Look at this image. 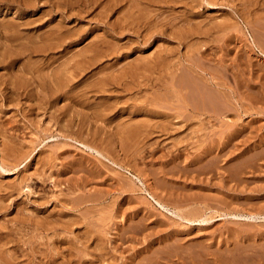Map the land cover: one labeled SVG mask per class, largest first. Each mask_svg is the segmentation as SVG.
I'll list each match as a JSON object with an SVG mask.
<instances>
[{
	"label": "rangeland",
	"instance_id": "rangeland-1",
	"mask_svg": "<svg viewBox=\"0 0 264 264\" xmlns=\"http://www.w3.org/2000/svg\"><path fill=\"white\" fill-rule=\"evenodd\" d=\"M65 1H57L59 10L56 0H0V264H213L210 261L219 256L238 259L231 264H251L261 253L264 257V0H174L171 9L150 8L158 13L157 20H171L162 35L147 30L144 39L113 33L110 23L118 15L116 8L110 14L108 5L100 7L102 1L112 5L111 0H87L88 6L86 0H72L71 5V0ZM66 3L75 8L68 10ZM82 7H89V13ZM60 29L64 36L59 38ZM51 31L53 42H45ZM99 38L109 41L111 48H102L108 52L94 45ZM35 40L56 45L45 56H27L17 45H40ZM94 50L99 58L90 65L83 62L82 69H87H75V60H88ZM159 56L166 60L156 62ZM144 60L148 62L143 66ZM126 66L135 70V78L142 73L145 79L126 75L124 81L119 76L117 84L129 81L124 90L117 84L116 89L103 87L109 89L104 92L90 89L88 83L107 72L117 76ZM30 72L32 78L51 74L48 79L66 85V91L48 97L50 91L44 96L38 87L30 89L32 95L22 89L15 95L11 80L22 78L21 73L29 77ZM196 84L201 93L206 88L211 95L204 103L198 99L200 111L190 104L197 100ZM78 94L81 103L73 97ZM216 99L227 106L219 108ZM152 105H160V111ZM137 121L147 122V127ZM67 122L71 130L60 129ZM120 124L136 127H129V134ZM152 124L155 131L141 135ZM137 127L141 134L135 133ZM22 216L40 224L17 222ZM97 239L100 243L93 244ZM73 244L87 254L73 258ZM192 255L198 259L192 260Z\"/></svg>",
	"mask_w": 264,
	"mask_h": 264
},
{
	"label": "bare ground",
	"instance_id": "bare-ground-1",
	"mask_svg": "<svg viewBox=\"0 0 264 264\" xmlns=\"http://www.w3.org/2000/svg\"><path fill=\"white\" fill-rule=\"evenodd\" d=\"M4 1V0H3ZM49 1V0H48ZM52 1V0H51ZM58 0H56V2H57ZM67 1V0H66ZM65 1V2H66ZM69 1V0H68ZM75 1V0H74ZM77 1V0H76ZM75 1V2H76ZM78 1H80V0H78ZM83 1V0H82ZM89 1V0H88ZM87 0H86V2L85 3H87L88 2ZM111 1H113V3H111L112 5H110L109 3L108 4H105L107 1H105V3H104V1H102L103 2V4H102V6H100V7H105L106 5H108L109 6V11H111V13L110 14H113L112 13V10L114 9V8H116V11H114V12H117L118 13V15H116L115 17H116V19L114 20V24H112V23H110V26L112 27V29L114 30V32L113 33H115V34H117L118 36L119 35H124V34H127V33H131V35L132 34H134V35H137L138 37L139 36H143V39H144V37L146 36V31L147 30H149L148 32V34H150V32H152L151 34L153 35V33H157V31L158 32H161V35L163 34V32H164V30L165 29H167V25L168 24H170V20L169 21H166V20H164V21H162V20H157V18H158V16L156 15V14H158V13H155L154 12V10L152 9V12H153V14L151 13V9L150 8H154V7H156V6H160V7H163V6H166V7H170V9H171V7L173 6V4L175 5V1L174 0H111ZM221 1H223V0H221ZM41 2V1H40ZM45 2H47V1H45ZM59 2H60V0H59ZM59 2H57V6H55L54 4V6L55 7H58V4H59ZM71 2H72V0H71ZM69 2L70 3V5L71 4H73L74 2ZM95 2V0L93 1V3ZM99 1H97L96 2V4L98 3ZM101 2V1H100ZM109 2V1H108ZM178 2V1H177ZM26 3V2H25ZM39 3V2H38ZM51 3V2H50ZM76 3H78V2H76ZM79 3H81V2H79ZM33 4V3H32ZM61 4H62V1H61ZM82 4V3H81ZM90 4L91 3H89V7H90ZM95 4V5H96ZM100 4V5H101ZM187 4V3H186ZM60 5V4H59ZM66 5L68 6V3H66ZM69 5V6H70ZM83 5V4H82ZM98 5V4H97ZM255 4H253V6H254ZM264 5V4H263ZM69 6H68V8H69ZM73 7H74V5H72ZM77 6V5H76ZM87 6H88V3H87ZM64 7V6H63ZM73 7H71L70 6V8H73ZM80 7H81V5H80ZM84 7V6H83ZM82 7V8H83ZM87 8L88 10H90V8ZM92 7V6H91ZM93 7H94V5H93ZM103 7V8H104ZM107 7V6H106ZM60 7H58V9H59ZM65 8H67L66 6H65ZM70 8L68 9V10H70ZM75 8V7H74ZM96 8V7H95ZM261 8H263V7H261ZM56 9V8H55ZM61 9V8H60ZM59 9V10H60ZM83 9H85V8H83ZM87 9H85V10H87ZM92 9V8H91ZM258 9V8H257ZM57 10V9H56ZM55 10V11H56ZM67 9H66V11H68ZM77 10H79V9H77ZM76 10V11H77ZM80 10H82L81 8H80ZM87 10V11H88ZM108 9L106 8L104 11L106 12ZM58 11V10H57ZM71 11V10H70ZM72 11H73V9H72ZM74 11H75V9H74ZM87 11H85L86 13H87ZM109 11H107V14H109L108 12ZM83 12V11H82ZM95 12V11H94ZM105 12H102V14L103 13H105ZM61 13V12H60ZM66 13V12H65ZM79 13V12H78ZM80 13H81V11H80ZM88 13H89V11H88ZM96 13V12H95ZM62 14V13H61ZM70 14L72 15V12H70ZM74 14V13H73ZM67 15L69 16V13L67 12ZM78 15V14H77ZM154 15V16H153ZM63 16H64V14H63ZM76 16V15H75ZM88 16V15H87ZM95 16L96 17H94V15H93V17L94 18H97V14H95ZM104 16V15H103ZM105 16H107V15H105ZM156 16H157V18H156ZM70 17V16H69ZM99 17V16H98ZM89 18V17H88ZM104 18V17H103ZM63 19V18H62ZM67 19V18H66ZM98 19V18H97ZM94 20V19H93ZM100 20H102V19H100ZM99 20V21H100ZM104 20V19H103ZM110 20V19H109ZM62 21V20H61ZM95 21V20H94ZM111 21V20H110ZM173 21V20H172ZM27 22V21H26ZM103 22V21H102ZM105 22V21H104ZM60 23V22H59ZM106 23V22H105ZM261 23V22H260ZM16 24V23H15ZM109 24V23H108ZM149 25H150V27H149ZM172 25V24H171ZM11 26V25H10ZM53 26V25H52ZM175 26V25H174ZM9 27V26H8ZM65 27V26H64ZM48 28V27H47ZM57 28H61L60 26L59 27H57ZM97 28V27H96ZM178 28V27H177ZM203 28V27H202ZM15 29V28H14ZM54 29V28H53ZM64 29H62V31H63ZM177 30V29H176ZM16 31V30H15ZM18 31V30H17ZM60 31V35H59V38L63 35H61V29L60 30H58V31H56V32H59ZM74 31V30H73ZM52 32V31H51ZM145 32V33H144ZM263 32V31H262ZM7 33V32H6ZM12 33V32H11ZM46 33V32H45ZM54 33V31L52 32V33H50V34H47L45 37V39H44V41L45 42H50V41H46V39H49V40H52V39H50V38H52V34ZM67 33V32H66ZM82 33V32H81ZM185 33V32H184ZM217 33V32H216ZM143 34H145V35H143ZM177 34V33H176ZM202 34V33H201ZM39 35V34H38ZM42 35V34H41ZM74 35H75V33H74ZM257 35V34H256ZM263 35H264V33H263ZM4 36V35H3ZM44 36V35H43ZM54 36V35H53ZM55 36H56V34H55ZM54 36V37H55ZM57 36H58V34H57ZM56 36V37H57ZM64 36V35H63ZM68 36V35H67ZM110 36V35H109ZM111 36H112V34H111ZM128 36V35H127ZM169 36V35H168ZM172 36V35H171ZM261 36V35H260ZM32 37V36H31ZM114 37V36H113ZM112 37V38H113ZM125 37V36H124ZM148 37H150V36H148ZM176 37V36H175ZM202 37V36H201ZM15 38V37H14ZM23 38H25V37H23ZM58 38V39H59ZM77 38V37H76ZM104 38V37H103ZM111 38V39H112ZM216 38V37H215ZM63 39V38H62ZM67 39V38H66ZM100 39V38H99ZM98 39V40H99ZM176 39V38H175ZM257 39V38H256ZM18 40V39H17ZM24 40V39H23ZM33 40V39H32ZM31 40V41H32ZM97 40V39H96ZM97 40V42H96V44H94L95 46H96V48H97V46H98V48L101 50L102 48H104V46L103 45H105V47H107L106 46V44L108 45V40L107 41H105V40H103V39H100L99 41ZM179 40V39H178ZM195 40V39H194ZM36 41V40H35ZM41 41V40H40ZM60 41V40H59ZM66 41V40H65ZM139 41V40H138ZM143 41V40H142ZM146 41V40H145ZM200 41V40H199ZM198 41V42H199ZM258 41H260L259 39H258ZM14 42V41H13ZM29 42V41H28ZM27 42V44H29ZM37 43H38V41H36ZM45 42H43V44H40V43H38V44H40V45H37V46H30V47H28L27 46V44L26 45H24V44H22V43H17V45H19L20 46V48L19 49H23V51H24V53H26L27 54V56L29 55H32L33 53L34 54H40V55H43V56H45V55H48V52H50V50H52V49H54V47H55V45L56 44H52V42H53V40H52V42H51V44H46ZM61 42V41H60ZM112 42V41H111ZM110 42V43H111ZM137 42V41H136ZM207 42V41H206ZM261 42V41H260ZM259 43V42H258ZM264 43V42H263ZM1 44V43H0ZM14 44V43H13ZM32 44V43H31ZM36 44V43H35ZM112 44V43H111ZM204 44V43H203ZM202 44V45H203ZM227 44V43H226ZM16 45V46H17ZM52 45H54V46H52ZM59 45V44H58ZM63 45V44H62ZM61 45V46H62ZM116 45H117V43H116ZM116 45H114V48H115V46ZM122 45V44H121ZM1 46V45H0ZM92 46V45H91ZM94 46V47H95ZM120 46V45H119ZM199 46H200V44H199ZM4 47V46H3ZM8 47V46H7ZM11 47V46H10ZM15 47V46H14ZM59 47H60V45H59ZM108 47H109V45H108ZM12 48V47H11ZM93 48V47H92ZM109 48H111V47H109ZM123 47H121L120 49H118V50H120V51H122L123 49H122ZM202 48V47H201ZM7 49V48H6ZM13 49V48H12ZM19 49H17V50H19ZM21 49V50H22ZM91 49V48H90ZM95 49V48H94ZM125 49V48H124ZM259 50H261V51H263V46H260V43H259V48H258ZM3 50H4V48H3ZM14 50V49H13ZM96 50V49H95ZM94 50V53L93 54H95V55H93V54H91V58H89L88 60L87 59H84V57H83V60H86V61H79V62H77V60H75V62L76 63H78V65L76 64V63H72L73 65H74V67H75V69H82V67L83 66H85V65H82L83 64V62H87V63H89V62H91V63H89V65L90 64H93L92 62H94V61H96L95 59H97V58H99V56H98V50H97V53H96V51ZM100 50H99V55H100ZM107 50V49H106ZM103 51V49L101 50V52H108V50L107 51ZM116 50V49H115ZM8 51H10V50H8ZM23 51H20L19 53H23ZM91 51V50H90ZM163 51V50H162ZM169 51H171V50H169ZM11 52H12V50H11ZM16 52V51H15ZM14 52V53H15ZM85 52V51H84ZM89 52V51H88ZM116 52H117V50H116ZM124 52V51H123ZM126 52V51H125ZM203 52V51H202ZM264 52V51H263ZM0 53H3V52H0ZM165 53V52H164ZM168 53V52H167ZM170 53V52H169ZM5 54V53H4ZM16 54H17V52H16ZM79 54V53H78ZM103 54V53H102ZM101 54V56H103ZM107 54V53H106ZM117 54H120V53H117ZM123 54H125V53H123ZM154 54V53H153ZM3 55V54H2ZM1 55V56H2ZM10 55V54H9ZM22 55V54H21ZM83 54H81V56H82ZM108 55H110V54H108ZM115 55V54H114ZM128 55V54H127ZM173 55V54H172ZM8 56V55H7ZM11 56V55H10ZM80 56V57H81ZM85 56V55H84ZM87 56V55H86ZM90 55L88 54V56H87V58L89 57ZM105 56V55H104ZM126 56V55H125ZM151 56V55H150ZM165 56V55H164ZM164 56H161V58H160V56L159 57H157V61L156 62H158L159 60H161V59H164L165 57ZM210 56V55H209ZM53 57V56H52ZM152 57V56H151ZM30 58V57H29ZM41 58H43V57H41ZM120 58H122V57H120ZM125 58V57H124ZM17 59V58H16ZM74 59H77V58H74ZM79 59V58H78ZM102 59V58H101ZM143 59V58H142ZM145 59V58H144ZM149 59V58H148ZM152 59V58H151ZM159 59V60H158ZM185 59H187V58H185ZM41 60V59H40ZM48 60V59H47ZM90 60V61H89ZM164 60H166V59H164ZM2 61V60H1ZM4 61H6V60H4ZM73 61V60H72ZM152 61V60H151ZM49 62V61H48ZM53 62V61H52ZM65 62V61H64ZM99 62H100V60H99ZM147 62H148V60H147ZM145 60H144V62L142 61L141 62V64H145V63H147ZM155 62V63H156ZM164 62V61H163ZM195 62V61H194ZM202 62V61H201ZM71 63H70V65H71ZM86 63V64H87ZM160 63V62H159ZM158 63V64H159ZM197 63V62H196ZM212 63V62H211ZM34 64H35V62H34ZM46 64V63H45ZM49 64V63H48ZM75 64L77 65V66H75ZM144 64H143V66H144ZM157 64V63H156ZM195 64V63H194ZM198 64V63H197ZM200 65H202L201 63H199ZM205 64V63H204ZM69 65V67H71ZM99 65V64H98ZM110 65V64H109ZM117 65V64H116ZM147 65V68H148V65H150L149 63L148 64H146ZM178 65V64H177ZM196 65V64H195ZM27 66V65H26ZM25 66V67H26ZM103 66V65H102ZM101 66V67H102ZM131 66H134V65H130L129 67H131ZM140 66V65H139ZM142 66V65H141ZM151 66H152V64H151ZM31 67H33V66H31ZM37 67V66H36ZM63 67V66H62ZM67 67V66H66ZM65 67V68H66ZM90 67V66H89ZM135 67H137V65L135 66ZM167 67H168V65H167ZM214 67V66H213ZM219 67V66H218ZM6 68V67H5ZM11 68V67H10ZM27 68V67H26ZM45 68V67H44ZM72 68V67H71ZM70 68V69H71ZM110 68H112V67H110ZM108 69V70H111L112 71V69ZM127 66L124 68V70L122 71V72H120V73H118L117 74V76H116V74L115 75H113V73L112 74H110L109 72H107V74H104L105 76H103L102 78H97V79H95V80H93L94 82H90V83H88L89 85H90V89H95L96 91H100V90H103V92L104 91H108L109 89H106V90H104L105 88H103V87H115V84H117L116 82H118V81H120V80H124L125 81V76L127 75V76H131V80H133L135 77L134 76H136V73L134 72L135 70H133L132 68L130 69V71H128L127 69ZM146 68V69H147ZM150 68V67H149ZM153 68V67H152ZM212 68V67H211ZM29 69V68H28ZM64 69V68H63ZM73 69V68H72ZM84 69H87V68H84ZM84 69H82V70H84ZM100 69V68H99ZM126 69V70H125ZM140 69V68H139ZM144 69V68H143ZM143 69L141 70L142 72H143ZM151 69V68H150ZM160 69V68H159ZM177 69V68H176ZM181 69V68H180ZM221 69H223V68H221ZM34 70H35V68H34ZM33 70V71H34ZM66 70V69H65ZM98 69H96L95 71H97ZM120 70V69H119ZM133 70V71H132ZM212 70V69H211ZM25 71H26V69H25ZM30 71V70H29ZM29 71H28V74H29ZM60 71V70H59ZM69 71V70H68ZM113 71H115V70H113ZM147 71V70H146ZM150 71V70H149ZM157 71V70H156ZM213 71V70H212ZM211 71V72H212ZM223 71V70H222ZM40 72H41V70H40ZM83 72V71H82ZM86 72V71H85ZM119 72V71H118ZM158 72V71H157ZM189 72V71H188ZM262 72V71H261ZM56 73V72H55ZM54 73V74H55ZM73 73V72H72ZM109 73V74H108ZM139 73V72H138ZM145 73V72H144ZM179 73V72H178ZM22 74V78H18L17 76L13 79V80H11V82L13 83L12 84V89H13V93H15V95H16V93H20V89H22L23 91H25L27 94H30V95H32L33 93L31 92V90L30 89H33L32 91H34V90H36L37 91V88L39 87V89H40V94H42V95H44V96H47L48 95V91H50V94L48 95V97L49 96H55V97H61V95H58L57 93H64L65 91H64V88L66 87V85H62V84H60V83H57V84H55V81L54 80H49L50 79V77L52 76L51 74H46V75H44V73L42 74V73H39V74H37L36 76H35V74L33 75V77L34 78H32V72H30V76L29 77H26L28 74H26V73H21ZM57 74H60V73H58L57 72ZM76 74V73H75ZM141 74V75H140ZM224 74H225V72H224ZM70 75V74H69ZM139 75V77L140 76H142V78H144V75L142 74V73H139L138 74ZM137 75V76H138ZM193 75V74H192ZM11 76V75H10ZM56 76V75H55ZM64 76V75H63ZM119 76H120V78H119ZM151 76V75H150ZM149 76V77H150ZM81 77V76H80ZM139 77H137V78H135V79H138ZM152 77V76H151ZM160 77V76H159ZM181 77V76H180ZM222 77V76H221ZM9 78V77H8ZM11 78V77H10ZM9 78V79H10ZM32 78V79H31ZM49 78V79H48ZM59 78H60V76H59ZM78 78V77H77ZM76 78V79H77ZM90 78V77H89ZM118 78L120 79V80H118ZM154 78V77H153ZM185 78V77H184ZM27 81H26V80ZM54 79V78H53ZM141 79V78H140ZM145 79V78H144ZM157 79L158 78H156V81H157ZM240 79V78H239ZM74 80V79H73ZM117 80V81H116ZM126 80H127V78H126ZM128 80H129V78H128ZM175 80V79H174ZM173 80V81H174ZM24 81H26V83L24 82ZM138 81L139 80H136V82L138 83ZM153 81V79L151 80V81H149V82H152ZM190 82H191V80H189ZM194 81V80H193ZM129 82V81H128ZM128 82L126 81L125 82V84L127 83L128 84ZM136 82H135V85H136ZM140 82V81H139ZM157 82H159V81H157ZM164 82V81H163ZM233 82V81H232ZM242 82V81H241ZM262 82H263V80H262ZM37 84V86L36 85H34V84ZM131 83H132V81H131ZM161 83V82H160ZM160 83H158V84H155L154 83V85H153V83H152V86L153 87H157L158 85H159V87H161L160 86ZM180 83H182V82H180ZM123 85L122 83H118L117 85H122L121 86V89H123L124 88V86H125V88H127V84L126 85ZM176 84V83H175ZM185 84V83H184ZM205 84V83H204ZM264 84V83H263ZM87 85V84H86ZM88 85V86H89ZM97 85H99V86H97ZM129 85H130V83H129ZM132 85V84H131ZM134 85V84H133ZM144 85L145 84H143V87H144ZM149 85V84H148ZM151 85V84H150ZM162 85V84H161ZM191 85H192V83H191ZM201 85H202V83H201ZM140 86V85H139ZM142 86V85H141ZM146 86V85H145ZM178 86H180L179 84H178ZM185 86V85H184ZM204 86V85H203ZM207 86V85H206ZM206 86H204V88L206 87ZM68 87V86H67ZM99 87V88H98ZM130 87V86H129ZM128 87V88H129ZM147 87V86H146ZM153 87H151L152 89H153ZM158 87V88H159ZM166 88H169L168 89V91L170 90V91H172V90H176V89H171L172 88V85H171V88H170V86L169 87H167V86H165ZM181 87H182V85H181ZM194 87H196V89L198 90V92H196L195 93V97H196V101L194 100V102L193 101H191V103L189 102L190 100H188V98L190 99V98H195V97H193V96H189L188 98H187V100H188V102L191 104V106L193 105L194 107H192V108H194V109H196V107L198 108L199 107V111H200V107H202V104L200 105V104H197L198 103V99L199 98H202L203 99V103H204V100H205V102L206 101H208V99H209V101L211 100L210 98H209V96H211V95H209V94H206L204 91H205V89H204V91H202L203 93H201L200 92V86L199 85H197L196 84V86L194 85ZM193 87V88H194ZM202 87V86H201ZM208 87V86H207ZM10 88V87H9ZM118 88V87H117ZM136 87L134 86V89H135ZM140 88V87H139ZM145 88V87H144ZM161 88H163V86L161 87ZM173 88H174V86H173ZM178 88V87H177ZM8 89V88H7ZM88 89V88H87ZM114 89V88H113ZM112 89V90H113ZM115 89H116V87H115ZM119 89V88H118ZM120 89V90H121ZM133 89V88H132ZM148 89V88H147ZM157 89V88H156ZM187 89H189V88H187ZM186 89V90H187ZM195 89V88H194ZM203 89V88H202ZM86 90V89H85ZM111 90V91H112ZM124 90V89H123ZM141 90V89H140ZM164 90V89H163ZM180 90V89H179ZM22 91V92H23ZM126 91V90H125ZM128 91V90H127ZM162 91V90H161ZM212 91V90H211ZM114 92H117V90H115ZM141 92H142V90H141ZM145 92V91H144ZM159 92V91H158ZM174 92V91H173ZM172 92V93H173ZM177 92V91H176ZM184 92V91H183ZM187 92L189 93L190 91H188L187 90ZM192 92H194V91H192ZM206 92H210L209 90L208 91H206ZM215 92H217L216 90H215ZM12 93V92H11ZM24 93V92H23ZM35 93V92H34ZM39 93V92H38ZM67 93V92H66ZM107 93V92H106ZM119 93V92H118ZM178 93V92H177ZM186 93V92H185ZM212 93V92H211ZM36 94V93H35ZM34 94V95H35ZM135 94V93H134ZM145 94V93H144ZM180 94V93H179ZM183 94V93H182ZM187 94V93H186ZM14 95V94H13ZM12 95V96H13ZM14 95V96H15ZM26 95V94H25ZM63 95V94H62ZM66 95V94H65ZM131 95V94H130ZM140 95V94H139ZM176 95V94H175ZM185 95V94H184ZM209 95V96H208ZM214 95V94H213ZM257 95V94H256ZM259 95V94H258ZM39 96V95H38ZM43 96V97H44ZM186 96V95H185ZM220 95H218V97H219ZM224 96V95H223ZM11 97V96H10ZM30 97V96H29ZM54 97V98H55ZM74 98H76V103H81V101H80V99H78L79 97H80V95L78 94V95H76V96H73ZM121 97V96H120ZM119 97V98H120ZM136 97V96H135ZM183 97V96H182ZM213 97H215V96H213ZM264 97V96H263ZM262 97V98H263ZM33 98V97H32ZM42 98V97H41ZM51 98V97H50ZM141 98H143V97H141ZM184 98H186V97H184ZM212 98V97H211ZM222 98H224V97H222ZM53 99V98H52ZM157 99V98H156ZM159 99V98H158ZM218 99H221V98H218ZM226 99V98H225ZM258 99V98H257ZM49 100V99H48ZM54 100V99H53ZM132 100V99H131ZM139 100V99H138ZM154 100V99H153ZM172 100V99H171ZM192 100V99H191ZM200 100V99H199ZM213 100V99H212ZM50 101H51V99H50ZM116 101V100H115ZM133 101H135V100H133ZM142 101V100H141ZM145 101V100H144ZM152 101V100H151ZM159 101V100H158ZM202 100H200L199 102H201ZM214 101H216L217 102V104L218 103H220V105H221V102H223L222 100H220L221 102H219V101H217V99L216 100H214ZM260 101V100H259ZM263 101V100H262ZM261 101V102H262ZM132 102V101H131ZM153 102H155V100L153 101ZM184 102H185V100H184ZM47 103V102H46ZM84 103V102H83ZM122 103V102H121ZM134 103V102H133ZM186 103V102H185ZM193 103V104H192ZM211 103V102H210ZM213 103V102H212ZM116 104V103H115ZM146 104V103H145ZM187 104V103H186ZM207 104H208V108H207V110L208 109H211V107H210V105H209V103L207 102ZM206 104V105H207ZM52 105V104H51ZM87 105V104H86ZM117 105V104H116ZM115 105V106H116ZM147 105V104H146ZM146 105H145V107H146ZM173 105V104H172ZM204 105V104H203ZM205 105V106H206ZM223 105V104H222ZM222 105L221 106H219V104H218V106H219V108L220 107H222ZM225 105V104H224ZM223 105V106H224ZM118 106V105H117ZM117 106H116V108H117ZM122 106V105H121ZM140 106V105H139ZM153 106V105H152ZM155 106V105H154ZM153 106V107H154ZM159 107H160V105H158ZM158 106H155V108L154 109H158L159 110V108H158ZM185 106V105H184ZM225 106H227V104L225 105ZM130 107V106H129ZM143 107V106H142ZM152 107V108H153ZM157 107V108H156ZM186 107V106H185ZM189 107V106H188ZM210 107V108H209ZM120 108V107H119ZM123 108V107H122ZM135 108V107H134ZM133 108V109H134ZM164 108H165V106H164ZM204 108V107H203ZM226 108V107H225ZM231 108V107H230ZM62 109V108H61ZM105 109V108H104ZM118 109V108H117ZM132 109V110H133ZM136 109V108H135ZM147 109V108H146ZM149 109V108H148ZM166 109V108H165ZM170 109V108H169ZM202 109V108H201ZM205 109V108H204ZM106 110V109H105ZM151 110H153V109H151ZM171 110V109H170ZM206 110V109H205ZM206 110V111H207ZM213 110V109H212ZM215 110V109H214ZM213 110V111H214ZM220 110V109H219ZM218 110V111H219ZM222 110H223V108H222ZM226 110V109H225ZM228 110H230V109H227V111ZM31 111V110H30ZM160 111V110H159ZM209 112H210V110H208ZM96 112V111H95ZM161 112H164V111H161ZM212 112V111H211ZM94 113V112H93ZM102 113H104L103 112V108H102ZM92 114V113H91ZM101 114V113H100ZM99 114V115H100ZM160 114V113H159ZM227 114V113H226ZM36 115V114H35ZM107 115V114H106ZM217 115V114H216ZM97 116V115H96ZM101 116V115H100ZM90 117V116H89ZM101 117H105V116H101ZM178 117V116H177ZM183 118V117H182ZM61 119V118H60ZM92 119H94V117H92ZM104 119V118H103ZM106 119V118H105ZM182 120V119H181ZM73 121V120H72ZM91 121V120H90ZM124 121V120H123ZM125 122V121H124ZM140 122V121H139ZM138 121H137V123H139ZM144 122V121H143ZM208 122V121H207ZM130 123V122H129ZM137 123L136 124H134V125H137ZM140 123H142V122H140ZM145 123H147V122H145ZM145 123H142L141 124V127L143 126V124L145 125ZM149 123V122H148ZM155 123V122H154ZM158 123V122H157ZM71 124V123H70ZM68 122L65 124V125H60V129H63V130H71V128L73 127V125H72V127H70L71 125H70ZM123 124H125V123H123ZM165 124H167V123H165ZM70 125V126H69ZM83 125H84V123H83ZM121 125V124H120ZM120 125H119V127H120ZM127 125H130V124H127ZM134 125H131V126H128V129H127V127H126V129L125 128H123V126H122V128L123 129H125L126 131H127V133H129L130 134V132L128 131L129 130V127H131L132 128V130H133V126ZM148 125H150V124H148ZM86 126H88V125H86ZM90 126V125H89ZM134 127H136V126H134ZM143 127H147V126H143ZM142 127V128H143ZM149 127V126H148ZM5 128V127H4ZM78 128V127H77ZM82 128V127H81ZM118 128V127H117ZM122 128H121V130H122ZM157 128H159L158 126H157ZM165 128H167L166 127V125H165ZM85 129V128H84ZM138 129V130H137ZM140 127H137L136 128V130H135V133H140L141 134V132H140ZM154 129H156V124L155 125H151L150 127H149V130L147 129H144V131H143V133L141 134V135H145V136H148L149 134H151L150 133V131L152 130H154ZM162 129V128H161ZM82 130V129H81ZM142 130V129H141ZM6 131V130H5ZM116 131V130H115ZM118 131H119V129H118ZM131 131V130H130ZM151 131V132H152ZM155 131V130H154ZM161 131V130H160ZM124 133H125V131H123ZM132 132V131H131ZM163 132H165V130L163 131ZM162 132V133H163ZM91 133V132H90ZM97 133V132H96ZM105 133V132H104ZM134 132H132V134H133ZM158 133V132H157ZM65 134V133H64ZM116 134H117V132H116ZM132 134H131V136H132ZM154 134V133H153ZM165 134V133H164ZM115 135V134H114ZM120 135V134H119ZM133 135H136V134H133ZM128 136V135H127ZM142 136V137H143ZM144 136V137H145ZM88 137V136H87ZM129 137V136H128ZM127 137V138H128ZM137 137V136H136ZM140 135H139V138L138 139H140ZM143 137V138H144ZM129 138H131V137H129ZM128 138V139H129ZM133 138H135V137H133ZM193 138H194V136H193ZM132 139V138H131ZM145 139V138H144ZM175 139V138H174ZM179 139V138H178ZM177 139V140H178ZM116 140V139H115ZM119 140V139H118ZM120 140H121V138H120ZM84 141V140H83ZM134 141V140H133ZM141 141V140H140ZM139 141V142H140ZM117 142V141H116ZM123 142V141H122ZM205 142V141H204ZM104 143V142H103ZM111 143V142H110ZM129 144V143H128ZM133 144V143H132ZM146 144V143H145ZM153 144H154V142H153ZM83 145V144H82ZM7 146V145H6ZM21 146V145H20ZM85 146V145H84ZM109 146V145H108ZM111 146V145H110ZM154 146V145H153ZM86 147V146H85ZM88 148H90V149H92V151H94V152H96L97 154H99V155H102L101 154V152H99L97 149H95V148H93V147H91V146H87ZM159 147V146H158ZM155 148V147H154ZM11 149V148H10ZM108 150V149H107ZM129 150V149H128ZM156 150H157V145H156ZM262 150V149H261ZM138 151V150H137ZM136 151V152H137ZM21 152V151H20ZM262 152V151H261ZM123 153V152H122ZM152 153V152H151ZM9 154V153H8ZM11 154V153H10ZM136 154V153H135ZM223 154V153H222ZM260 154V153H259ZM221 155V154H220ZM134 156V155H133ZM109 157V156H108ZM211 164V163H210ZM248 164V163H247ZM214 165V164H213ZM216 165V164H215ZM208 166H210V165H208ZM208 166H207V168H208ZM252 166V165H251ZM202 167H204V165L202 166ZM217 167V166H216ZM201 168V167H200ZM220 168H221V166H220ZM223 168V167H222ZM225 168V167H224ZM231 169V168H230ZM5 170V169H4ZM196 170H198V169H196ZM195 170V171H196ZM220 170V169H219ZM227 170V169H226ZM245 170V169H244ZM258 170V169H257ZM6 171V170H5ZM186 171V170H185ZM218 171V170H217ZM8 172H10V171H8ZM198 172V171H197ZM169 173V172H168ZM171 173V172H170ZM200 173V172H199ZM198 173V174H199ZM224 173V172H223ZM237 173V172H236ZM152 174V173H151ZM227 174V173H226ZM230 174V173H229ZM232 175V174H231ZM235 175H237V174H235ZM239 175V174H238ZM237 175V176H238ZM97 176V175H96ZM92 177V176H91ZM223 177V176H222ZM229 177V176H228ZM156 179V178H155ZM163 179V178H162ZM227 179V178H226ZM242 179V178H241ZM53 180V179H52ZM112 180H114V179H112ZM111 180V181H112ZM118 180V179H117ZM161 181V180H160ZM249 181V180H248ZM253 181V180H252ZM121 182H122V180H121ZM124 182V181H123ZM207 183V182H206ZM228 183V182H227ZM118 185V184H117ZM118 188V187H117ZM159 188V187H158ZM161 188V187H160ZM128 193V192H127ZM157 193V192H156ZM181 194V193H180ZM186 194H188V193H186ZM169 195V194H168ZM77 196V195H76ZM2 197V196H1ZM173 197V196H172ZM177 197V196H176ZM77 199V198H76ZM87 199H89V198H87ZM86 199V200H87ZM78 200V199H77ZM82 200V199H81ZM85 200V199H84ZM197 200V199H196ZM89 201V200H88ZM76 202V201H75ZM85 202V201H84ZM156 202L158 203V204H161L159 201H157L156 200ZM78 203H80V202H78ZM76 204V203H75ZM250 204V203H249ZM187 205H188V203H187ZM77 207V206H76ZM164 207V206H163ZM257 211V210H256ZM250 212V211H249ZM57 214V213H56ZM192 214V213H191ZM29 215H31V214H29ZM251 215V214H250ZM257 215V214H256ZM23 217H25V216H22V217H20V219L19 218H16V221L17 222H21V223H27V224H29V226L30 225H32L33 223H35L36 222V220L34 219V221H33V219H31L30 217H27V218H24V219H22ZM36 217V216H35ZM40 218V217H39ZM41 220V219H40ZM41 221H44V219H42ZM40 221V222H41ZM48 221V220H47ZM74 221V220H73ZM191 221V220H190ZM202 221V220H201ZM39 222V221H38ZM38 222H36L37 223V225H39L40 223H38ZM45 222V224L46 223H48V222H46V221H44ZM52 222H55V221H51L50 223H51V225L53 224L54 225V223H52ZM69 222H71V220L69 221ZM189 222V221H188ZM197 222V221H196ZM50 223H49V225H50ZM75 223V222H74ZM4 224V223H3ZM44 223L42 224V222H41V227L42 226H45L46 227V225H45ZM57 224V223H56ZM55 224V225H56ZM49 225H48V227H49ZM62 225V224H61ZM60 225V226H61ZM70 225H71V223H70ZM70 225H68V226H66V228L68 229V230H70L71 228H70ZM12 226V225H11ZM28 226V227H29ZM35 226V225H34ZM78 226V225H77ZM7 227V226H6ZM39 227V226H38ZM44 227V228H45ZM59 227V225L57 226V228ZM65 227V226H64ZM153 227V226H152ZM2 228V227H1ZM50 228H52V227H50ZM54 228V227H53ZM61 228H63V225H62V227H60V229ZM65 228V229H66ZM13 229V228H12ZM41 229V228H40ZM73 229V228H72ZM71 229V230H72ZM136 229V228H135ZM37 230H39V229H37ZM46 230H49V229H47L46 228ZM46 230H45V232H46ZM51 230V229H50ZM57 230V229H56ZM33 232V231H32ZM72 232V231H71ZM249 232V231H248ZM125 233V232H124ZM78 234V233H77ZM52 235V234H51ZM61 235V234H60ZM79 235V234H78ZM88 235V234H87ZM92 236V235H91ZM3 237V236H2ZM8 237V236H7ZM29 237V236H28ZM94 236H92V238H93ZM189 237V236H188ZM40 238V237H39ZM76 238V237H75ZM79 239L81 238V237H78ZM88 238V241L90 242V238L89 237H87ZM97 238L99 239V236H97ZM120 238V237H119ZM128 238V237H127ZM98 239H97V241L95 240V242H92L93 244H95V245H97L98 243H100V240H101V238H100V240L98 241ZM185 239V238H184ZM10 240V239H9ZM8 240V241H9ZM92 240V239H91ZM93 240H94V238H93ZM102 240H104V239H102ZM76 241V240H75ZM86 241V240H85ZM107 241V240H106ZM179 241V240H178ZM263 241V240H262ZM261 241V242H262ZM17 242H18V240H17ZM87 242V241H86ZM103 242V241H102ZM175 242V241H174ZM49 243V242H48ZM53 243V242H52ZM91 243V242H90ZM104 243V242H103ZM106 243V242H105ZM110 243V242H109ZM215 243V242H214ZM259 243V242H258ZM11 244V243H10ZM37 244V243H36ZM56 244V243H55ZM87 244V243H86ZM165 244H167V243H165ZM218 244V243H217ZM17 245H19V244H17ZM16 245V246H17ZM74 245V247H75V250L77 251V253H75V251H74V253H72L71 255H72V257L73 258H76V257H78L79 256V258H81L82 256H84V255H86L85 254V252L83 251V249L82 248H80L79 246V248L78 247H76V245L75 244H73ZM164 245V244H163ZM179 245V244H178ZM199 245V244H198ZM65 246V245H64ZM170 245H168V247H169ZM172 246V245H171ZM174 246V245H173ZM191 246V245H190ZM222 246V245H221ZM245 246V245H244ZM264 246V245H263ZM54 247V246H53ZM56 247V246H55ZM58 247V246H57ZM85 247V246H84ZM178 247V246H177ZM192 247V246H191ZM195 247V246H194ZM202 247V246H201ZM203 247H205V246H203ZM202 247V248H203ZM250 247V246H249ZM254 247V246H253ZM1 248V247H0ZM70 248V247H69ZM68 248V249H69ZM94 248V247H93ZM96 248H98V247H96ZM112 248V247H111ZM158 248V247H157ZM164 248V247H163ZM166 248V247H165ZM172 248V247H171ZM187 247H185L184 249H186ZM226 248V247H225ZM4 249V248H3ZM6 249V248H5ZM168 249V248H167ZM175 249V248H174ZM184 249H183V251H184ZM187 249H189V248H187ZM54 250H56V249H54ZM85 250V249H84ZM93 250V249H92ZM161 250H162V248H161ZM160 250V251H161ZM190 250V249H189ZM193 250V249H192ZM212 250V249H211ZM248 250V249H247ZM255 250V249H254ZM253 250V251H254ZM2 251V250H1ZM57 252H58V250H56ZM157 251H158V249H157ZM173 251V250H172ZM200 251H202V249L200 250ZM241 251V250H240ZM246 251V250H245ZM251 251V250H250ZM56 252V253H57ZM103 252V251H102ZM106 252V251H105ZM185 252H187L188 254H189V252L188 251H185ZM194 252H196V251H194ZM210 252V251H209ZM221 252V251H220ZM1 253V252H0ZM10 253V252H9ZM169 252H167V254H168ZM190 253H191V251H190ZM200 253V252H199ZM202 253V252H201ZM212 253V252H211ZM233 253V252H232ZM243 253H246V252H243ZM253 253V252H252ZM196 254H197V252H196ZM206 254V253H205ZM222 254V253H221ZM220 254V255H221ZM237 254V253H236ZM250 254L251 253H249L248 255H247V253L246 254H244V255H242V259H243V256L244 257H246V255L247 256H250ZM254 254V253H253ZM261 254H263V253H261ZM260 254V258H259V255H258V258L259 259H257L258 261H254L255 260V258L253 259V262L254 263H251V264H264V257H263V255H261ZM152 255V254H151ZM172 255V254H171ZM185 255V254H184ZM254 255H256V254H254ZM1 256V255H0ZM208 256V255H207ZM213 256V255H212ZM216 256V255H215ZM226 256V255H225ZM230 256V255H229ZM229 256H227V259H229ZM235 256V255H234ZM91 257V256H90ZM192 257V260H195V259H193L194 257H193V255L191 256ZM220 257V256H219ZM218 257V259H217V257H213V260H212V258L210 259V260H212V262L210 261V263H213V264H223V263H225L227 260H223L222 258V260L220 259ZM250 257H252V256H250ZM256 257V256H255ZM263 257V258H262ZM2 258V257H1ZM83 258V257H82ZM185 258V257H184ZM231 258V257H230ZM233 258V257H232ZM232 258H231V260H232ZM257 258V257H256ZM8 259V258H7ZM36 259V258H35ZM153 259V258H152ZM182 259V258H181ZM186 259V258H185ZM198 258H196V260H197ZM226 259V258H225ZM235 259V261L237 262V260L238 259H236V258H234ZM233 259V260H234ZM3 260V259H2ZM9 260V259H8ZM73 260V259H72ZM72 260H71V262H72ZM140 260V259H139ZM145 260V259H144ZM143 260V261H144ZM191 260V259H190ZM195 260V261H196ZM206 260V259H205ZM230 260V261H231ZM232 260V262L234 263V261ZM248 261H250L249 259H247ZM3 261H5V260H3ZM3 261H2V263L1 264H3ZM70 261V260H69ZM74 261H76V259L74 260ZM169 261V260H168ZM185 261V260H184ZM207 261V260H206ZM229 260L227 261L228 262V264H231V263H229L230 262ZM247 261V262H248ZM1 262V261H0ZM6 262V261H5ZM11 262V261H10ZM68 262V261H67ZM80 262H81V260H80ZM148 262V261H147ZM190 262V261H189ZM235 262V263H236ZM243 262V261H242ZM245 263H246V261H244ZM73 263V262H72ZM71 263V264H72ZM143 263V262H142ZM185 263V262H184ZM195 263V262H194ZM206 263V262H205ZM145 264H147V263H145ZM175 264V263H174ZM190 264H192V263H190ZM226 264V263H225ZM244 264V263H243ZM248 264H249V262H248Z\"/></svg>",
	"mask_w": 264,
	"mask_h": 264
}]
</instances>
